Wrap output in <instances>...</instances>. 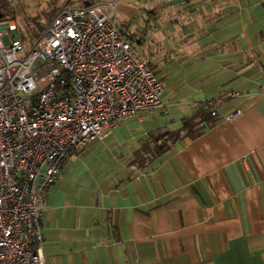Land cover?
I'll list each match as a JSON object with an SVG mask.
<instances>
[{
    "label": "crops",
    "instance_id": "1",
    "mask_svg": "<svg viewBox=\"0 0 264 264\" xmlns=\"http://www.w3.org/2000/svg\"><path fill=\"white\" fill-rule=\"evenodd\" d=\"M115 1L167 111L144 109L68 156L43 211L42 254L48 264H264V0ZM210 99L215 125L135 162L150 132L180 129Z\"/></svg>",
    "mask_w": 264,
    "mask_h": 264
},
{
    "label": "built area",
    "instance_id": "2",
    "mask_svg": "<svg viewBox=\"0 0 264 264\" xmlns=\"http://www.w3.org/2000/svg\"><path fill=\"white\" fill-rule=\"evenodd\" d=\"M112 14L91 0L61 6L31 47L0 18V264H48L43 211L68 156L144 109L167 111L162 81ZM198 106L218 117L214 100Z\"/></svg>",
    "mask_w": 264,
    "mask_h": 264
},
{
    "label": "rangeland",
    "instance_id": "3",
    "mask_svg": "<svg viewBox=\"0 0 264 264\" xmlns=\"http://www.w3.org/2000/svg\"><path fill=\"white\" fill-rule=\"evenodd\" d=\"M81 1L82 0H6L8 13H6L5 15H8L15 20L18 29L12 32V36H14V38L22 39L27 47H31L35 44V41L40 37L44 25L48 23L51 17L56 14V12L61 6L79 4L81 3ZM91 1L103 6L104 9H109V11L113 12L112 17L115 22L121 29L124 30L126 34H128V29L126 28V25L118 23L119 13L118 11H116L117 9L115 7V0ZM104 4L107 8L104 7ZM113 7H115V9ZM2 10L5 13V9ZM4 41L5 43H9L10 36L6 35L4 37ZM132 41L134 42L135 47L137 48L138 43L136 42V40L134 39ZM137 51L139 56H142L138 49Z\"/></svg>",
    "mask_w": 264,
    "mask_h": 264
},
{
    "label": "trees",
    "instance_id": "4",
    "mask_svg": "<svg viewBox=\"0 0 264 264\" xmlns=\"http://www.w3.org/2000/svg\"><path fill=\"white\" fill-rule=\"evenodd\" d=\"M1 8L5 9V14L8 13L6 0H2ZM127 35L130 39H135L132 33H128ZM217 121V116H213L209 110L198 106L191 115L184 117L183 126L180 129L169 130L158 128L150 132L141 148L135 153V162L142 165L148 160L147 157L156 160L171 149L176 142L200 136L205 132L207 127H212Z\"/></svg>",
    "mask_w": 264,
    "mask_h": 264
},
{
    "label": "water",
    "instance_id": "5",
    "mask_svg": "<svg viewBox=\"0 0 264 264\" xmlns=\"http://www.w3.org/2000/svg\"><path fill=\"white\" fill-rule=\"evenodd\" d=\"M0 4H1V0H0ZM4 15H5V13L0 7V18L4 17Z\"/></svg>",
    "mask_w": 264,
    "mask_h": 264
}]
</instances>
